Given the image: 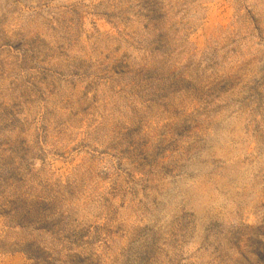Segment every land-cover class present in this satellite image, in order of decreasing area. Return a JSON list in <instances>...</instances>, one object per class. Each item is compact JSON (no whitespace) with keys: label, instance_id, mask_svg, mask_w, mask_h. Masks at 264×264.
I'll return each instance as SVG.
<instances>
[{"label":"rangeland","instance_id":"obj_1","mask_svg":"<svg viewBox=\"0 0 264 264\" xmlns=\"http://www.w3.org/2000/svg\"><path fill=\"white\" fill-rule=\"evenodd\" d=\"M240 3L0 0V224L32 264H264V0Z\"/></svg>","mask_w":264,"mask_h":264},{"label":"clouds","instance_id":"obj_2","mask_svg":"<svg viewBox=\"0 0 264 264\" xmlns=\"http://www.w3.org/2000/svg\"><path fill=\"white\" fill-rule=\"evenodd\" d=\"M250 0L247 4L244 0L237 7L243 9L250 7ZM264 7V5H261ZM179 170L184 171L192 164L191 160L176 162ZM33 236L22 227H12L7 224H0V264H32V259L26 254L27 245L33 240Z\"/></svg>","mask_w":264,"mask_h":264}]
</instances>
